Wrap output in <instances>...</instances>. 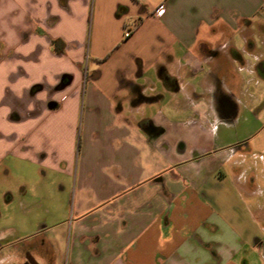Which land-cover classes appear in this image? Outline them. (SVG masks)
<instances>
[{
  "label": "crops",
  "instance_id": "0c3cea01",
  "mask_svg": "<svg viewBox=\"0 0 264 264\" xmlns=\"http://www.w3.org/2000/svg\"><path fill=\"white\" fill-rule=\"evenodd\" d=\"M259 20L264 0H0V264H250L237 167L205 144Z\"/></svg>",
  "mask_w": 264,
  "mask_h": 264
},
{
  "label": "rangeland",
  "instance_id": "374dc122",
  "mask_svg": "<svg viewBox=\"0 0 264 264\" xmlns=\"http://www.w3.org/2000/svg\"><path fill=\"white\" fill-rule=\"evenodd\" d=\"M245 34L246 40L240 36L236 39L237 60L221 64L224 68L222 74L227 77V87L237 96V110L225 115V122L212 124L211 134L216 143L205 145L210 147L209 153L220 156L221 161L227 157L224 169L229 177H234L233 168L237 167L241 190L228 189L223 195L229 205L237 206V213L235 215L229 206L226 215L244 220L237 228L251 230L264 242V20H259ZM18 163L27 168L30 184L33 166L29 162ZM226 186L230 187V183ZM28 211L30 213V208ZM5 214L14 215V212L8 208ZM17 214L19 218L23 216L21 211ZM28 215L29 220L19 222L20 233L30 232ZM15 244L20 248L30 246V233L26 238L16 240ZM257 250L246 246L240 257L249 259L250 264H264V249Z\"/></svg>",
  "mask_w": 264,
  "mask_h": 264
},
{
  "label": "flooded vegetation",
  "instance_id": "af4514ba",
  "mask_svg": "<svg viewBox=\"0 0 264 264\" xmlns=\"http://www.w3.org/2000/svg\"><path fill=\"white\" fill-rule=\"evenodd\" d=\"M222 111H224V110H222ZM233 112L234 111L226 110L224 113L225 114H232ZM257 245H258V249H264V242H263V240H259L258 243H257ZM28 258H30V259L33 260V264H38V263H36V261L34 260V258L30 256V253H27L26 258H25V261H24V264H31L30 263V259H28Z\"/></svg>",
  "mask_w": 264,
  "mask_h": 264
},
{
  "label": "built area",
  "instance_id": "2783aa9c",
  "mask_svg": "<svg viewBox=\"0 0 264 264\" xmlns=\"http://www.w3.org/2000/svg\"><path fill=\"white\" fill-rule=\"evenodd\" d=\"M164 12V7L163 6H160L155 12H154V15L155 16H161V14ZM130 35V32H126L125 33V36L126 37H129Z\"/></svg>",
  "mask_w": 264,
  "mask_h": 264
},
{
  "label": "water",
  "instance_id": "95a60500",
  "mask_svg": "<svg viewBox=\"0 0 264 264\" xmlns=\"http://www.w3.org/2000/svg\"><path fill=\"white\" fill-rule=\"evenodd\" d=\"M28 259H30V258H28ZM30 263L33 264V260H32V259H30ZM36 263H37V262H36Z\"/></svg>",
  "mask_w": 264,
  "mask_h": 264
}]
</instances>
